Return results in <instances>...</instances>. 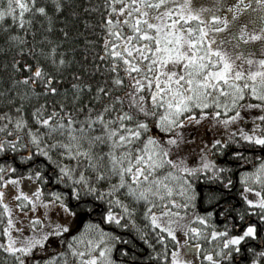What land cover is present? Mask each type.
I'll return each instance as SVG.
<instances>
[{
  "label": "snow or ice",
  "instance_id": "1",
  "mask_svg": "<svg viewBox=\"0 0 264 264\" xmlns=\"http://www.w3.org/2000/svg\"><path fill=\"white\" fill-rule=\"evenodd\" d=\"M69 7L0 0L5 260L264 264V0L90 3L70 80Z\"/></svg>",
  "mask_w": 264,
  "mask_h": 264
},
{
  "label": "trees",
  "instance_id": "2",
  "mask_svg": "<svg viewBox=\"0 0 264 264\" xmlns=\"http://www.w3.org/2000/svg\"><path fill=\"white\" fill-rule=\"evenodd\" d=\"M93 2L98 3L99 0H67V3L70 5V7L66 9L63 15L68 23L70 35L78 36V38L66 42L67 48L76 49L74 53L68 52L69 56H74V63L70 67H68L64 73L65 77L69 80L71 79V73L73 71H80L81 65L84 63V61L81 59L84 55L82 49L88 47L89 52H91V47H99V37L97 35V33L99 32V28L97 27L95 28V30H93V28L86 27L85 25V21H91L92 25L97 24L98 13L86 11L87 6ZM73 11L77 13L76 17H72L70 15V13ZM61 26L62 25L58 24L56 27ZM35 27L38 29V40L40 38L39 34L50 35V38L53 40L61 38V33L56 31L55 29L51 34H49L47 32H44L39 25H35ZM29 39L31 40V37H29ZM85 39L94 40L97 43L89 47L87 44H85ZM5 59H10V54L7 57H5L4 55H0V93L4 92V90L10 86L9 77L11 76V73L2 70V63L5 61ZM75 61H79V63H76ZM67 86V84L64 85V87ZM4 110L5 106L2 102V98H0V111ZM0 264H11L10 258L8 260H5L3 253H0Z\"/></svg>",
  "mask_w": 264,
  "mask_h": 264
}]
</instances>
